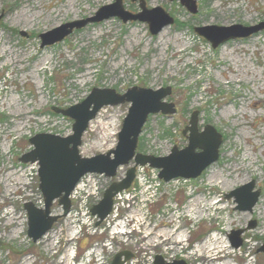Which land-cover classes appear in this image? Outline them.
<instances>
[{
  "label": "rangeland",
  "instance_id": "374dc122",
  "mask_svg": "<svg viewBox=\"0 0 264 264\" xmlns=\"http://www.w3.org/2000/svg\"><path fill=\"white\" fill-rule=\"evenodd\" d=\"M112 1L0 0V264H75L80 259L84 264H110L121 250L134 253L127 264H149L156 255L187 264H243L247 256L248 264H264V95L258 91L264 87V29L228 39L216 48L193 30L206 25H257L264 21V0H193L194 14L178 0H144L148 9L163 8L173 24L152 35L146 22L124 23L110 17L40 47L39 34L88 18ZM122 4L128 12L140 11L137 1ZM236 68L241 71L232 80L230 72ZM133 86L169 87L165 99L177 110L147 117L138 152L163 156L174 145L187 146L181 130L190 113L198 111V129L211 125L221 135L218 159L191 180L163 182L156 170L146 167L145 180L137 179L115 200L117 215L111 214L97 227L93 217L76 212L84 195L79 190L72 199L74 210L32 243L23 204L43 201L37 165L18 159L31 149L30 136L71 134L73 120L52 107L79 103L93 87L123 94ZM128 106L102 107L82 134V157L115 148ZM129 167L118 170L119 179ZM97 177L95 186L88 187L89 192L95 190L94 197L87 198L89 207L113 181ZM251 181L253 191L260 192L256 205L251 211L239 210L234 197L226 195ZM216 200L219 205L213 203ZM52 211L61 213L57 202ZM134 223L136 230L116 235L121 226L129 229ZM236 229L244 231L240 247L234 249L229 235ZM218 234L226 250L208 245ZM71 252L77 260H70Z\"/></svg>",
  "mask_w": 264,
  "mask_h": 264
},
{
  "label": "water",
  "instance_id": "95a60500",
  "mask_svg": "<svg viewBox=\"0 0 264 264\" xmlns=\"http://www.w3.org/2000/svg\"><path fill=\"white\" fill-rule=\"evenodd\" d=\"M137 1L140 11L128 12L122 0H113L108 5H103L92 15L85 19L70 21L39 34L40 47L53 45L62 41L74 30L80 29L89 23H98L108 20L110 17H117L126 23L131 20L143 21L149 26L150 33L156 34L164 26L172 25L174 19L161 7L148 9L144 0ZM172 1V0H170ZM184 5L189 13L194 14L196 3L193 0H178ZM2 15H0V20ZM264 29V21L257 25L243 26L230 25H206L195 26L194 32L208 40L213 48L238 37H249V35ZM23 36L26 33L22 32ZM91 93L81 102L70 105L67 108L52 107L53 111L72 119L71 134L59 136L53 133L39 132L30 136L28 142L31 149L19 156V161L25 164H37L38 189L43 198L42 208L37 207L33 202H25L24 209L27 213L26 234L32 242L41 239L54 222L69 213L71 200L69 196L74 186L86 173L103 174L112 178L119 166H126L130 161L133 165L126 171V177L120 181L112 182L104 191L101 200L93 205L90 210L92 215L97 217L96 226L99 225L112 210L113 197L123 190L129 188L134 180L135 167L150 166L158 170V176L164 182L175 178H197L201 172L210 166L219 156L218 148L222 143L221 135L211 125H205L202 131L197 128L198 111H192L188 120L189 123L182 129V134L187 135L188 144L178 148L172 146L167 155L143 154L138 152L137 141L141 134L142 127L150 114L161 113L163 115L175 114L174 104L165 99L171 89L142 88L133 86L126 89L123 94L117 93L114 89L93 87ZM128 103L127 114L122 120L118 131L117 142L114 149L104 154H95L93 157L81 156L79 147L82 141V134L89 126V122L97 115V112L104 106H113ZM188 133V134H187ZM195 149H198L195 152ZM253 181L234 188L226 195L234 197L237 203L236 208L242 211H251L260 195L259 190L253 191ZM54 200L61 206V214H52L51 207ZM254 226L252 221L250 227ZM244 230L236 229L231 231L229 240L231 246L237 249L241 243V233ZM264 250V246L261 248ZM133 256L131 251H119L112 259L111 264H124ZM153 264H186L184 261H173L164 263L160 256H155Z\"/></svg>",
  "mask_w": 264,
  "mask_h": 264
},
{
  "label": "built area",
  "instance_id": "2783aa9c",
  "mask_svg": "<svg viewBox=\"0 0 264 264\" xmlns=\"http://www.w3.org/2000/svg\"><path fill=\"white\" fill-rule=\"evenodd\" d=\"M144 170H145L144 167H138L137 168L136 176H137L138 180H142V179L145 180ZM97 178L98 177H96L95 175L94 176L93 175L84 176V178L76 186V188H75V190H74V192L72 194V198H74V197H77V194H78L79 190H82L84 192V195L80 196L79 203H78L77 208H76V210H77L76 212H78L79 214H81L84 217H89L90 216L89 215L88 206H87V204H88V199L87 198L90 195H92V197H94L93 194H94V191H95L94 190V191L89 192V188L88 187L95 186ZM120 195L121 194H117L116 199ZM112 209H113L112 214L117 215L118 209H117L115 204L113 205Z\"/></svg>",
  "mask_w": 264,
  "mask_h": 264
},
{
  "label": "bare ground",
  "instance_id": "6f19581e",
  "mask_svg": "<svg viewBox=\"0 0 264 264\" xmlns=\"http://www.w3.org/2000/svg\"><path fill=\"white\" fill-rule=\"evenodd\" d=\"M240 71H241V68H236L235 69V72L233 73V72H230V75H231V79L232 80H234V78L235 77H237V75L236 74H240ZM247 77V76H246ZM238 79V78H237ZM240 79H242V81L243 82H245V83H251V81L248 79V78H244V77H242V78H240ZM239 79V80H240ZM263 84V83H262ZM258 91H259V94H261L262 95V93H263V95H264V87L262 86V87H258ZM231 110L230 109H226V111L225 112H228L229 114H230V116L231 115H234V113L233 112H230ZM236 120V119H235ZM246 155V154H245ZM247 159V158H246ZM262 159L264 160V157H262ZM252 164V163H251ZM253 167V166H252ZM254 170V169H253ZM258 170V169H257ZM215 181H217V184H221V181L219 180V178L217 177V176H215ZM196 203V202H195ZM215 205H219V203H220V201H218V200H216V201H214L213 202ZM197 205V204H196ZM200 206V205H199ZM197 207H195L194 209H196ZM224 208H225V206L224 207H221V209L222 210H224ZM196 211V210H195ZM196 213H198V211H196ZM175 232V231H174ZM219 235V234H218ZM170 237V236H169ZM175 237V236H174ZM170 240V239H169ZM208 242H210V241H208ZM222 243H223V241H222V238H221V236L219 235V236H213L212 238H211V244H209L208 243V245H210V247L211 248H213V249H215V248H218V247H220V248H222V249H225L226 250V247H224V246H222ZM160 245V244H159ZM202 248L203 249H205L203 246H202ZM201 247H199V250L198 251H201V250H203ZM225 255V254H224ZM227 264H230V263H227Z\"/></svg>",
  "mask_w": 264,
  "mask_h": 264
},
{
  "label": "flooded vegetation",
  "instance_id": "af4514ba",
  "mask_svg": "<svg viewBox=\"0 0 264 264\" xmlns=\"http://www.w3.org/2000/svg\"><path fill=\"white\" fill-rule=\"evenodd\" d=\"M199 130V129H198ZM200 131V130H199ZM183 135V134H182ZM183 136H185L186 137V135H183ZM57 206L59 207V204L57 203ZM59 219H61V218H58L56 221H55V223L59 220ZM54 223V224H55ZM134 254V253H133ZM59 256V255H58ZM76 258V260H77V258H78V256H77V254L75 253V255H74V259ZM71 260H73V259H71ZM162 260H163V262L164 263H171V262H168L167 260H165L164 259V257H162ZM82 261V259H80V261L78 260V261H76V263L74 262V261H72L73 263H75V264H79L80 262ZM149 264H152V261L150 260V262H149Z\"/></svg>",
  "mask_w": 264,
  "mask_h": 264
}]
</instances>
